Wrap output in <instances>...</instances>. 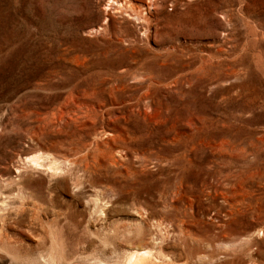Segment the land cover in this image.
Instances as JSON below:
<instances>
[{
  "label": "rangeland",
  "instance_id": "obj_1",
  "mask_svg": "<svg viewBox=\"0 0 264 264\" xmlns=\"http://www.w3.org/2000/svg\"><path fill=\"white\" fill-rule=\"evenodd\" d=\"M118 1L0 0V264H264V0Z\"/></svg>",
  "mask_w": 264,
  "mask_h": 264
},
{
  "label": "bare ground",
  "instance_id": "obj_2",
  "mask_svg": "<svg viewBox=\"0 0 264 264\" xmlns=\"http://www.w3.org/2000/svg\"><path fill=\"white\" fill-rule=\"evenodd\" d=\"M110 1H112L116 4H120V2L118 0H110ZM48 158H51L49 153L44 154V156L42 154H37V155L30 156V157L27 156L26 161L34 167L38 166L39 168H41V167H43V165H45V163H43V160L48 159ZM51 163L55 164V160H52ZM15 170H16L15 171L16 176L21 173V170L18 167H16ZM12 182H13L12 177H10V176L4 177L3 175L0 174V197H1L0 198V219L1 220H4L7 217V213H4V209H6L5 208V204H6L5 199L8 196V194H10L12 192V190H11ZM4 187L7 188L8 191L3 190ZM15 190L20 192V191H22V188L18 184V185H16ZM206 190H207V195L211 196V198H214L216 196H220V198L223 200L224 204H226V206H227L226 210L224 211V215L229 218L233 214L234 206H235L234 205V198H233L232 194H230L227 191H222V190H218V189H213V190L206 189ZM195 197H198L196 195V193L194 195V198H192V200H190L189 196L182 195L180 192V188H178L175 190V193H174V200H175L174 202H179V204L177 205L178 208H180V207H192V204L194 202ZM252 199L249 198L246 206H247L248 214L251 217H255L256 223H255L254 228L252 229L253 230L252 233L245 236L244 242L248 246L254 242V238L252 237V235L254 233H257L259 231L264 233V214H263L262 208L258 205L259 203L257 202V200L252 201ZM223 224L226 226V229L223 230L221 233L213 234V237H221V238L226 237L230 240L231 239L230 238L231 237V231L227 230V226H229V220L224 221ZM239 234H240V232H239ZM240 239L242 240V238H240ZM237 240H239V239H237ZM218 255H223L224 259H227L230 256L228 252H223V254H220V252L216 251L214 254L213 262L214 261L217 262L219 260ZM249 257H250V260L252 261V263H255V259H254L255 257H253L252 254ZM159 262L160 261L156 257L152 256V254L149 250L143 249V250L131 253L126 258L124 264H160Z\"/></svg>",
  "mask_w": 264,
  "mask_h": 264
}]
</instances>
